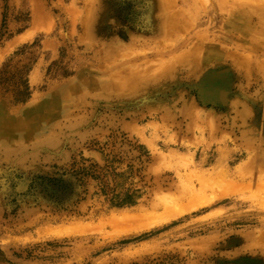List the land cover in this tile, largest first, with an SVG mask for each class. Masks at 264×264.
Instances as JSON below:
<instances>
[{
    "label": "rangeland",
    "instance_id": "374dc122",
    "mask_svg": "<svg viewBox=\"0 0 264 264\" xmlns=\"http://www.w3.org/2000/svg\"><path fill=\"white\" fill-rule=\"evenodd\" d=\"M0 264H264V0H0Z\"/></svg>",
    "mask_w": 264,
    "mask_h": 264
},
{
    "label": "bare ground",
    "instance_id": "6f19581e",
    "mask_svg": "<svg viewBox=\"0 0 264 264\" xmlns=\"http://www.w3.org/2000/svg\"><path fill=\"white\" fill-rule=\"evenodd\" d=\"M212 79V78H211ZM221 78H219V80H220ZM215 82V80H213V82H212V86H213V83ZM222 82V81H221ZM210 84V83H209ZM223 84V83H222ZM206 87V86H205ZM210 87V86H209ZM221 87V86H220ZM213 88V87H212ZM211 90H213V89H211ZM214 91H216V90H214ZM212 93V92H211Z\"/></svg>",
    "mask_w": 264,
    "mask_h": 264
}]
</instances>
